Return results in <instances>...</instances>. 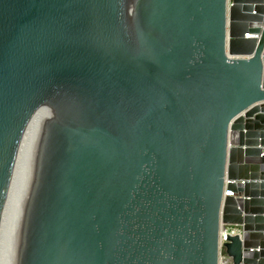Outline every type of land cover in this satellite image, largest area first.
Wrapping results in <instances>:
<instances>
[{
    "label": "water",
    "instance_id": "obj_1",
    "mask_svg": "<svg viewBox=\"0 0 264 264\" xmlns=\"http://www.w3.org/2000/svg\"><path fill=\"white\" fill-rule=\"evenodd\" d=\"M221 252L264 264V0H0V264Z\"/></svg>",
    "mask_w": 264,
    "mask_h": 264
},
{
    "label": "built area",
    "instance_id": "obj_2",
    "mask_svg": "<svg viewBox=\"0 0 264 264\" xmlns=\"http://www.w3.org/2000/svg\"><path fill=\"white\" fill-rule=\"evenodd\" d=\"M226 239V232L225 231H222L220 232V238H219V241H220V245L222 244V242ZM227 263V257L226 255L221 252L220 254V264H226Z\"/></svg>",
    "mask_w": 264,
    "mask_h": 264
}]
</instances>
